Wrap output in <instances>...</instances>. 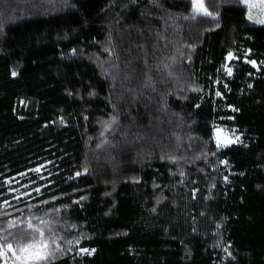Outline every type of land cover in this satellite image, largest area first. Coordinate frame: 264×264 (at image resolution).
Listing matches in <instances>:
<instances>
[{
  "label": "trees",
  "instance_id": "obj_1",
  "mask_svg": "<svg viewBox=\"0 0 264 264\" xmlns=\"http://www.w3.org/2000/svg\"><path fill=\"white\" fill-rule=\"evenodd\" d=\"M113 1L0 0V217L55 221L52 264H264V24Z\"/></svg>",
  "mask_w": 264,
  "mask_h": 264
},
{
  "label": "snow or ice",
  "instance_id": "obj_2",
  "mask_svg": "<svg viewBox=\"0 0 264 264\" xmlns=\"http://www.w3.org/2000/svg\"><path fill=\"white\" fill-rule=\"evenodd\" d=\"M196 6L203 11L206 16H211L212 13L204 7L203 0H199ZM250 20L253 19L249 14ZM257 23L264 24V19H259ZM232 53H229L228 59H233ZM255 64V61H250ZM228 75L232 74V69L225 66ZM15 75V73H13ZM195 90V89H194ZM220 95V93H217ZM236 111V109H233ZM234 141L229 140L228 143ZM221 143L217 142V147ZM223 146H227L224 144ZM173 162H175L173 160ZM35 172H40V168L33 169ZM23 175V174H22ZM80 175V173H77ZM11 183V181H9ZM37 192L40 189H36ZM19 199V197H17ZM5 206H12L10 201H4ZM4 215H8L5 213ZM55 221L45 220L43 217H29L23 221L12 219L5 221L0 217V260L3 264H8V260H12V264H52L57 253L63 254L64 249L58 243L56 232L53 228ZM15 230V231H13ZM11 240V242H10ZM71 244V241H68ZM94 251V250H91ZM82 254H91L87 248L80 249Z\"/></svg>",
  "mask_w": 264,
  "mask_h": 264
},
{
  "label": "rangeland",
  "instance_id": "obj_3",
  "mask_svg": "<svg viewBox=\"0 0 264 264\" xmlns=\"http://www.w3.org/2000/svg\"><path fill=\"white\" fill-rule=\"evenodd\" d=\"M133 0H114L111 2L95 19L97 22L112 26L116 20L118 19L121 11ZM199 0H194V10L197 13H203L201 9H199L196 4ZM204 7L205 3L203 0ZM245 5L248 7L247 19L253 23H257L256 21L259 19H264V0H245ZM249 14L252 15L253 19H249ZM261 24V23H257ZM229 60V59H228ZM239 138L238 133L232 130H228L224 127H218L215 132L216 142H220L221 145L230 144L229 140L237 141ZM8 263H12V260L9 259ZM0 264H3V261L0 260Z\"/></svg>",
  "mask_w": 264,
  "mask_h": 264
}]
</instances>
